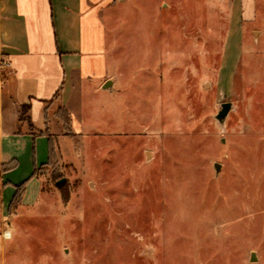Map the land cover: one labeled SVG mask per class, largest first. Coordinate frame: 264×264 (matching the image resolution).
<instances>
[{"label":"rangeland","instance_id":"rangeland-1","mask_svg":"<svg viewBox=\"0 0 264 264\" xmlns=\"http://www.w3.org/2000/svg\"><path fill=\"white\" fill-rule=\"evenodd\" d=\"M230 4L116 2L113 92L77 96L71 125L59 104L34 124L52 151L0 211V264H264V0L225 60Z\"/></svg>","mask_w":264,"mask_h":264},{"label":"crops","instance_id":"crops-1","mask_svg":"<svg viewBox=\"0 0 264 264\" xmlns=\"http://www.w3.org/2000/svg\"><path fill=\"white\" fill-rule=\"evenodd\" d=\"M117 1L0 0V57L11 72L7 77L0 70V101L2 105L5 98L7 104V120L0 122V182L4 193L0 211L4 215L15 193L10 177L18 185L23 168L32 166L33 173L35 164L49 160L47 133L33 135L24 126L21 133L17 131L20 106L30 105L31 120L42 129L50 107L59 104L68 108L71 125L74 115L69 106L77 96L88 89L94 94L113 92L116 78L108 65L105 16L112 13ZM257 11L258 0H231L227 33L233 41L224 48L225 60L233 48L241 49L242 24L255 21ZM108 81L111 84L106 88ZM0 112L3 118L2 108ZM12 162L16 166L9 168ZM36 180L33 173L27 187Z\"/></svg>","mask_w":264,"mask_h":264},{"label":"trees","instance_id":"trees-1","mask_svg":"<svg viewBox=\"0 0 264 264\" xmlns=\"http://www.w3.org/2000/svg\"><path fill=\"white\" fill-rule=\"evenodd\" d=\"M58 96V93H56V95L54 97H57ZM66 111V109H65ZM66 122L69 123L70 122V116H69V113H67L66 111ZM27 125L29 126V131L33 133V135H39V134H44L46 133V130H39L38 132H36L35 130H33V127H34V124L31 120V117H30V105L29 104H23L20 106L19 108V117H18V127H17V131L19 133L22 132V127L24 125ZM48 136V139H49V142H50V147H49V156L51 155V151H52V140H51V135L50 134H46ZM10 166V167H9ZM16 166V162H12V164H9L8 167L9 168H14ZM7 168V167H5ZM26 184H27V180L25 182H22L21 184L19 185H16V193L13 197V200H12V203L13 204H18L19 201L21 200L22 198V190H26Z\"/></svg>","mask_w":264,"mask_h":264},{"label":"water","instance_id":"water-1","mask_svg":"<svg viewBox=\"0 0 264 264\" xmlns=\"http://www.w3.org/2000/svg\"><path fill=\"white\" fill-rule=\"evenodd\" d=\"M110 84H111V82L108 81L104 87L107 88L108 86H110ZM231 106H232V103L229 102V101L221 103V109H220V110L218 111V113L216 114V119H217L220 123H223L224 118L226 117V114H227V112L229 111V109L231 108ZM215 167H216V169L218 170V167H219L218 163L215 164ZM61 180L64 181L65 179H61ZM254 259H256V257H255V253L253 252V253H252V260H254Z\"/></svg>","mask_w":264,"mask_h":264},{"label":"bare ground","instance_id":"bare-ground-1","mask_svg":"<svg viewBox=\"0 0 264 264\" xmlns=\"http://www.w3.org/2000/svg\"><path fill=\"white\" fill-rule=\"evenodd\" d=\"M9 235H10V232H9V231H7V232H6V236H7V237H9Z\"/></svg>","mask_w":264,"mask_h":264},{"label":"built area","instance_id":"built-area-1","mask_svg":"<svg viewBox=\"0 0 264 264\" xmlns=\"http://www.w3.org/2000/svg\"><path fill=\"white\" fill-rule=\"evenodd\" d=\"M6 66H8V64L6 63V61H5V63H4Z\"/></svg>","mask_w":264,"mask_h":264}]
</instances>
